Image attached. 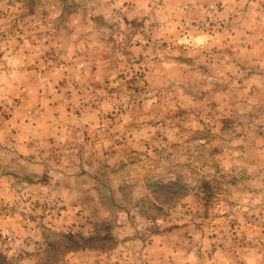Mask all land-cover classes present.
Returning <instances> with one entry per match:
<instances>
[{"label":"rangeland","instance_id":"rangeland-1","mask_svg":"<svg viewBox=\"0 0 264 264\" xmlns=\"http://www.w3.org/2000/svg\"><path fill=\"white\" fill-rule=\"evenodd\" d=\"M0 264H264V0H0Z\"/></svg>","mask_w":264,"mask_h":264},{"label":"trees","instance_id":"trees-1","mask_svg":"<svg viewBox=\"0 0 264 264\" xmlns=\"http://www.w3.org/2000/svg\"><path fill=\"white\" fill-rule=\"evenodd\" d=\"M179 184H180V183H179V182H177V186H179Z\"/></svg>","mask_w":264,"mask_h":264}]
</instances>
